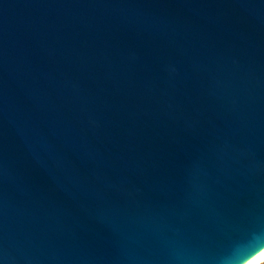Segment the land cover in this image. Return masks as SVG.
Masks as SVG:
<instances>
[{
  "label": "water",
  "instance_id": "95a60500",
  "mask_svg": "<svg viewBox=\"0 0 264 264\" xmlns=\"http://www.w3.org/2000/svg\"><path fill=\"white\" fill-rule=\"evenodd\" d=\"M263 247L264 0H0V264Z\"/></svg>",
  "mask_w": 264,
  "mask_h": 264
},
{
  "label": "bare ground",
  "instance_id": "6f19581e",
  "mask_svg": "<svg viewBox=\"0 0 264 264\" xmlns=\"http://www.w3.org/2000/svg\"><path fill=\"white\" fill-rule=\"evenodd\" d=\"M264 259V247L241 264H258Z\"/></svg>",
  "mask_w": 264,
  "mask_h": 264
},
{
  "label": "clouds",
  "instance_id": "9594fccd",
  "mask_svg": "<svg viewBox=\"0 0 264 264\" xmlns=\"http://www.w3.org/2000/svg\"><path fill=\"white\" fill-rule=\"evenodd\" d=\"M257 251H259V248H257L256 250L252 251L251 254H248V256L255 255V253ZM248 256H246L244 259H248Z\"/></svg>",
  "mask_w": 264,
  "mask_h": 264
},
{
  "label": "rangeland",
  "instance_id": "374dc122",
  "mask_svg": "<svg viewBox=\"0 0 264 264\" xmlns=\"http://www.w3.org/2000/svg\"><path fill=\"white\" fill-rule=\"evenodd\" d=\"M258 264H264V259L260 263H258Z\"/></svg>",
  "mask_w": 264,
  "mask_h": 264
}]
</instances>
